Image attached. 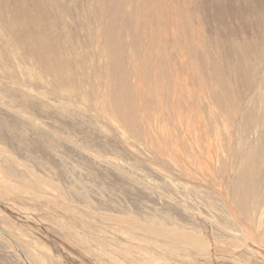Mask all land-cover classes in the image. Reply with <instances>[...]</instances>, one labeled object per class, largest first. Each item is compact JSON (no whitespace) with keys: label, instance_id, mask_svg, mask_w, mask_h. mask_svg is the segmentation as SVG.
Returning <instances> with one entry per match:
<instances>
[{"label":"rangeland","instance_id":"1","mask_svg":"<svg viewBox=\"0 0 264 264\" xmlns=\"http://www.w3.org/2000/svg\"><path fill=\"white\" fill-rule=\"evenodd\" d=\"M0 264H264V0H0Z\"/></svg>","mask_w":264,"mask_h":264}]
</instances>
